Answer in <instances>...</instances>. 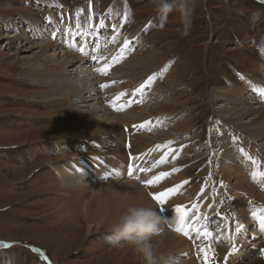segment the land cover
I'll return each instance as SVG.
<instances>
[{
    "label": "rangeland",
    "instance_id": "rangeland-1",
    "mask_svg": "<svg viewBox=\"0 0 264 264\" xmlns=\"http://www.w3.org/2000/svg\"><path fill=\"white\" fill-rule=\"evenodd\" d=\"M193 5L192 26L185 35L179 13L161 16L153 0H0V264H141L131 246L107 241V221L90 224L83 212L96 185L135 180L127 174L126 157L139 152L135 143L146 134L157 136L169 155H163L162 163L141 161L145 168L157 165L161 171L139 172L148 177L135 181L140 185L152 180L147 187L140 186L154 196L181 185L171 193L175 197L168 195L164 202L180 201L188 219L193 215L197 220L188 222L193 225L188 235H181L189 243L188 251L174 254L177 258L165 254L157 264H182L187 256L201 264L203 254L212 264L254 263L256 257L264 264V230L258 216L252 215L253 211L264 214V198L256 197L264 192L247 177V170L264 169V138H251L230 118L234 99L264 106V0H193ZM47 42H55L58 59L62 53L70 54L64 67L93 69L101 105L114 115L127 116L123 138L115 141L112 133L106 135L108 141L93 157L101 163V173L91 171L92 176L84 177L78 176V166L73 169L76 182L88 181L86 188H73L56 170L57 165L80 166L87 158L79 144L60 146L64 124L74 118L52 114L50 87L43 77L31 74L30 62L43 55L39 45ZM77 52L86 56L78 59ZM106 65V72L97 71ZM152 76L155 79L137 91ZM130 97L135 98L129 101ZM136 109L149 117L133 122L128 114ZM188 117L193 120L184 130L181 123ZM146 122L150 123L143 128L135 127ZM260 124L264 126V121ZM115 144L126 152V157L117 155L120 161L104 152V147L112 149ZM225 153L233 155L228 158L230 165ZM111 162L118 163L121 171L108 172ZM227 164L240 168L253 192L225 179ZM162 173L170 175L161 177ZM152 175L161 178L154 181ZM156 203L178 226L176 205L168 210ZM69 206L79 208L80 215L65 212ZM219 213L234 218L231 236L227 230H214L213 235L220 236L216 242L213 235L207 239L199 235L197 229L211 227L214 220V226L219 224ZM238 224L243 225L240 231ZM251 232L258 236L248 238ZM201 262L206 264L205 259Z\"/></svg>",
    "mask_w": 264,
    "mask_h": 264
},
{
    "label": "bare ground",
    "instance_id": "bare-ground-1",
    "mask_svg": "<svg viewBox=\"0 0 264 264\" xmlns=\"http://www.w3.org/2000/svg\"><path fill=\"white\" fill-rule=\"evenodd\" d=\"M8 36L10 38L15 37L18 39L21 37L19 34H14V35L10 34ZM17 40L13 39L10 41L15 42ZM8 43L10 44L11 42H8ZM21 46H23V44H21ZM39 46L41 47L40 52H43V55H37V56H39V58H35V60H31V62H30L31 66H32L31 74L32 75H38V77H40V76L43 77L44 85L50 87V92L48 93V98H49V102H50V107L52 109V114H56L57 116H65V115L70 116L71 115L74 118L73 120L69 121L68 123L65 122L66 123V125L64 124L65 131H66L65 136H63L62 141H60V142L58 141V142L60 143V146H64V147H68V148H71V147L75 146L76 144L81 145L83 152H84L83 155H85L87 158L86 161H81L82 163L80 166L77 163H73L69 169H66V166H65V168H62L61 166L57 165L56 170H57L58 174H60V176L63 177L64 180L73 188L74 187L86 188L88 186V184H87L88 181L87 180H84V181L80 180L79 183L76 182L75 178H77V176H76L75 170H73V169H75L78 166L80 168V170H79L80 173H78V176H81V174H83L84 177H85V173L90 174L91 171H95L96 173L97 172L101 173V163H99L97 160L94 159L97 155L98 147L102 146L101 144H103L107 140L105 136L111 135V133L115 137L114 138L115 141H119V140H121V138H123V136L125 135L124 131H126V128L123 127V123L126 122L127 116L124 117L123 115L122 116L121 115H114L111 112H109L108 110H106V108L103 107L104 105H101V104H103L102 93L99 91V87L96 85V82L93 80L94 79V73H96L95 71H92L93 69L87 68L84 71V70H81V68H79V67L78 68H72L71 66L69 68L64 67V64L67 61H69V60H67V57H69L70 54L62 53V57L60 59H58L56 56L60 53L56 52L57 49H56L55 42L54 43L47 42V43L41 44ZM37 47H38V45H37ZM31 48H33V47H31ZM31 48H28V49H31ZM51 49H53V51L55 53L49 54L50 53L49 51ZM77 53H78V55H76V58H78V59H81L82 57L86 56V53H83V54H80L79 52H77ZM41 56L42 57L45 56V58H46L45 61H43V59H40ZM81 61L82 60H80L79 63H81ZM87 63H88V60H87ZM113 69L115 71V68H113ZM115 74L116 73H114V76H115ZM108 79H110V81H111L114 78H108ZM104 80H105V78H104ZM110 81H107V82H110ZM227 93H231V91L227 92ZM232 101L234 102L233 107H232V108H234V111H232L230 114L231 120L236 121L237 124L239 125V127H242V129H246L247 132L251 133V138H253V139H257L259 137L264 138L263 137L264 126H262L260 124L262 121H264V106L263 105L255 106L254 103H252V102L250 105V104H248V102L246 103L245 100H241V102H240V101L234 99ZM93 102L95 104L94 106L92 104ZM229 102H231V101H229ZM245 103L247 105H244ZM57 104L61 105L62 108H60L58 110ZM254 111H257L258 113L253 114V116L251 115V117L247 120L246 119L243 120V118L246 115H248ZM149 115L150 114H148V113L145 114L142 110L136 109L135 111H131L128 114V117L133 122H135V121H141L144 118L149 117ZM192 120H193V117H188L185 121H183V123H181V126L184 128V130L187 127H189L190 123H192ZM103 137H105V140ZM170 137H171L170 134H168V135L166 134V138H170ZM156 138H157V136H156ZM156 138H154L152 135H148V134L142 136L139 139L140 141L135 143L136 146L139 145V147H140L139 152L140 153L134 152V153H131L128 157H126L125 150L119 149L122 147L118 146V144L112 145L113 146V147H111L112 149H110V147H107V146L104 147L105 148L104 152L113 153L114 154L113 157L115 159H116L117 155L119 157H120V155H124L127 158L126 159V166H128V160L130 159V157H137L139 154H142L145 151L149 150V153H151V154H145V156L142 154V156L137 157L135 160V164L138 165V163H139V165H140V164H142V162H144L143 164H145L148 160H150L151 163H157L162 159L163 155H169V151L167 149H164L163 144L158 143L159 140H157ZM92 140H94V141H92ZM155 143H157V144H155ZM151 148H153V151L151 150ZM123 149H124V147H123ZM94 155H95V157H94ZM124 156L122 158H124ZM229 156H233V155L225 153L224 160L226 163H228L230 165L231 160L229 161V159H228ZM79 160H80V158H79ZM116 160L120 161L119 158H117ZM228 164L226 166H228ZM110 165L111 166L108 167V168H110V171L108 170V172H112V169H116V174H117V172L121 171V169H119V170L117 169V167H119V166H117L118 163L111 162ZM232 165H234L233 162H232ZM156 166L157 165H155V167L153 166L154 170L157 172L161 171V169H158V168L156 169ZM158 166L160 167V165H158ZM93 167H96V168H94V170H92ZM239 169H237V167L234 168V166L233 167L231 166L229 168V166H228V170H229L228 172H227V168L224 169L225 179L228 182H230V184L232 181H234V185H236V186L245 185L243 187H240V189L242 188V189H245V190H248L251 192L253 187L251 185H249L250 183L248 182V180L245 177L243 178V176H240ZM236 171L238 172L237 174L235 173ZM141 172L145 173V175H146L147 171L142 170V171H140V173ZM92 174H90V175L92 176ZM99 175H101V174H99ZM145 175L143 174L141 176H145ZM145 177H148V176H145ZM245 180H246V182H245ZM146 182H147V180H146ZM166 184H168V183L166 182ZM82 185H84V186H82ZM65 186L66 185H64L63 188H65ZM76 192H77V190H76ZM146 192L147 191L144 190L139 185V183H137L135 180L118 181V180L114 179L113 181H111V183L107 182V183H103V184H98V185H96V189H94L93 194L90 195L92 197H91L90 201H88L89 204L86 205L87 207H86V209H84V212L82 211L83 216L86 219V221H88L90 224L92 222H96V220L98 221V219H99L98 224H103L104 222L107 221V223L110 225L121 214H123L130 205H133V204H141L144 206H150V207L156 208L158 211H160L159 210L160 207L157 205L156 200L154 199L153 192L152 191H150L149 193H146ZM245 192H247V191H245ZM74 194L75 193H73V195ZM169 195L171 197H175V195H173V196L171 194H169ZM170 196H168V197H170ZM257 196L261 200H263V198H264L263 193H259L256 195V197ZM83 199L85 200V198H83ZM109 200L111 202H109ZM62 203H66V199H65V201L63 200ZM180 203H181L180 201L175 202L174 198H173V200H171V201L169 199L167 202H164L163 205L168 210H171L172 207H174L175 205L179 206ZM73 206H75V205H73ZM79 210H80L79 208L72 209V207L69 206V207H67L65 212L70 211V212H72V215L77 214L76 216H79L80 212H81V211L79 212ZM206 213H207V211H206ZM163 215L166 216V214H163ZM205 217H204V219L209 218V217H206V218ZM194 220H195V218L192 215L191 220L187 219V225H192V224H189L188 222H191ZM217 221H218V223H220V220H217ZM195 222H197V220H195ZM175 224L176 223L174 221H172L170 226H165V235H164L163 241L158 246V259L165 254H169V256L173 255L172 257H175L177 255L174 256V254H177L180 251L186 252L189 249L188 248L189 243L187 242L186 238L181 236L184 234L182 232L178 233V231H176L177 226ZM197 225H200V224H197ZM253 226H255V225L253 224ZM191 228L188 229V233H190ZM250 235H252L253 237L258 236L257 233L251 232V233H249L248 238ZM252 241L253 240H251L249 242L250 243L255 242V241H253V242ZM253 244H255V243H253ZM200 257H201V260L209 259L207 254H203ZM175 258H177V257H175ZM139 259L141 260V264H143L142 257H139ZM253 260H254V263L250 262L247 264H263V262L260 263V260H258L257 257ZM182 264H196V261L193 259L192 256H187V259H185Z\"/></svg>",
    "mask_w": 264,
    "mask_h": 264
},
{
    "label": "clouds",
    "instance_id": "clouds-1",
    "mask_svg": "<svg viewBox=\"0 0 264 264\" xmlns=\"http://www.w3.org/2000/svg\"><path fill=\"white\" fill-rule=\"evenodd\" d=\"M153 5L161 16L177 11L183 33L188 34L192 26L193 0H153ZM171 222V218L156 208L133 204L110 224L106 239L113 246H131L142 257L143 264H157L158 246L163 241L165 226Z\"/></svg>",
    "mask_w": 264,
    "mask_h": 264
},
{
    "label": "snow or ice",
    "instance_id": "snow-or-ice-1",
    "mask_svg": "<svg viewBox=\"0 0 264 264\" xmlns=\"http://www.w3.org/2000/svg\"><path fill=\"white\" fill-rule=\"evenodd\" d=\"M129 44V42L126 40L125 41V47H127ZM80 51H84L83 48L80 49ZM115 59V58H114ZM107 65L104 67V68H100V69H97V71H101V72H106L107 71ZM155 79V76H152V77H149V79L143 84L141 85V88L140 89H137V91H141L143 88L147 87L153 80ZM106 85H102V87H105ZM119 110V109H118ZM150 122H146L145 124H142V125H139V126H135V127H145L146 124H148ZM169 144L171 142H168ZM159 147V146H158ZM241 151H243V149H241ZM245 155H247V153H245ZM250 158V157H249ZM161 163L164 162V159L162 158ZM179 169H173V171H178ZM132 174V169L130 168L129 169V175ZM165 175H170V173H162L161 174V177L165 176ZM256 173H253V176L255 177ZM161 177H156L154 178L155 181H158ZM146 183H153L152 180L150 181H147ZM183 183H187V181H184ZM181 187V185H177L176 187L172 188V189H169L166 193H161L159 195H156L154 196V199L156 201H158L160 204H163L164 203V200L166 199L167 195L171 194V193H174L176 191H178V189ZM194 207H198V205H195ZM163 210V209H162ZM175 211L176 213L178 214V217H179V224L176 228V231L178 232H182L184 235H188V229H190L192 227V225H187V219H188V211L186 209L185 206H176L175 208ZM261 213H264V210H261ZM252 215L254 217H257L259 218L260 220V224H261V229L264 230V214H260L258 213L257 211H253ZM243 227V225H237V231H240V229ZM197 232L199 235H201L202 237L204 238H210L212 236V232L208 231V229L205 227L203 229H197ZM2 243V242H0ZM46 259V257H45Z\"/></svg>",
    "mask_w": 264,
    "mask_h": 264
}]
</instances>
